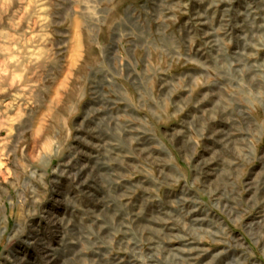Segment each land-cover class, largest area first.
I'll list each match as a JSON object with an SVG mask.
<instances>
[{
    "label": "rangeland",
    "instance_id": "374dc122",
    "mask_svg": "<svg viewBox=\"0 0 264 264\" xmlns=\"http://www.w3.org/2000/svg\"><path fill=\"white\" fill-rule=\"evenodd\" d=\"M0 264H264V0H0Z\"/></svg>",
    "mask_w": 264,
    "mask_h": 264
}]
</instances>
